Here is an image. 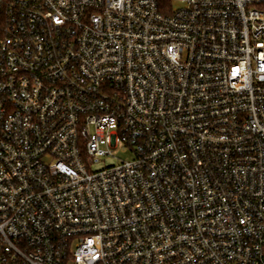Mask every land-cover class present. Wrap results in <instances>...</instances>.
Masks as SVG:
<instances>
[{
	"label": "built area",
	"instance_id": "built-area-1",
	"mask_svg": "<svg viewBox=\"0 0 264 264\" xmlns=\"http://www.w3.org/2000/svg\"><path fill=\"white\" fill-rule=\"evenodd\" d=\"M0 264H264V0H0Z\"/></svg>",
	"mask_w": 264,
	"mask_h": 264
},
{
	"label": "rangeland",
	"instance_id": "rangeland-1",
	"mask_svg": "<svg viewBox=\"0 0 264 264\" xmlns=\"http://www.w3.org/2000/svg\"><path fill=\"white\" fill-rule=\"evenodd\" d=\"M178 5L179 3H175V6ZM112 150L114 151L115 156H107L105 158H102L99 163L95 164V169H100L111 164H116L121 160H129L133 158V155L130 152H123L120 146L117 148H113Z\"/></svg>",
	"mask_w": 264,
	"mask_h": 264
}]
</instances>
